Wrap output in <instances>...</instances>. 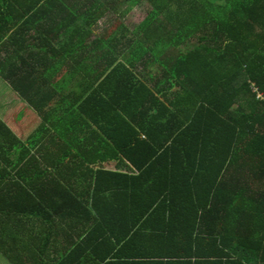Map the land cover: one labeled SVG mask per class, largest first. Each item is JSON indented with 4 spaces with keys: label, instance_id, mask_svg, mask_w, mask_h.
<instances>
[{
    "label": "trees",
    "instance_id": "trees-1",
    "mask_svg": "<svg viewBox=\"0 0 264 264\" xmlns=\"http://www.w3.org/2000/svg\"><path fill=\"white\" fill-rule=\"evenodd\" d=\"M0 78L10 264H264V0H0Z\"/></svg>",
    "mask_w": 264,
    "mask_h": 264
},
{
    "label": "rangeland",
    "instance_id": "rangeland-1",
    "mask_svg": "<svg viewBox=\"0 0 264 264\" xmlns=\"http://www.w3.org/2000/svg\"><path fill=\"white\" fill-rule=\"evenodd\" d=\"M146 8L148 9L147 5H144V7L136 6L132 10L126 14V16L123 18L124 22L131 27L132 24L144 15ZM4 81L0 78V117H3L4 120L7 122H10L12 124H27L29 122L28 126L32 127V135L29 141H31L32 145H36L38 140H40L44 134L48 132V128L41 124L36 119L30 118V116L26 117L24 122L20 120V116H16L15 112L20 114V111L24 110L26 106L18 99L15 98L14 94L10 91L9 87L7 85H4ZM6 84V83H5ZM22 115V113L20 114ZM31 134V133H30ZM0 264H10L9 261L4 258L0 254Z\"/></svg>",
    "mask_w": 264,
    "mask_h": 264
},
{
    "label": "built area",
    "instance_id": "built-area-1",
    "mask_svg": "<svg viewBox=\"0 0 264 264\" xmlns=\"http://www.w3.org/2000/svg\"><path fill=\"white\" fill-rule=\"evenodd\" d=\"M258 94V96H260V94L259 93H257Z\"/></svg>",
    "mask_w": 264,
    "mask_h": 264
}]
</instances>
